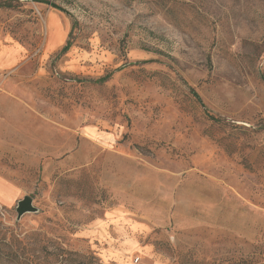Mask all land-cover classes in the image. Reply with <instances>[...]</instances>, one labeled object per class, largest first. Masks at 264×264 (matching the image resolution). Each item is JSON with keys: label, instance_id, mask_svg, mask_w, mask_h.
<instances>
[{"label": "rangeland", "instance_id": "374dc122", "mask_svg": "<svg viewBox=\"0 0 264 264\" xmlns=\"http://www.w3.org/2000/svg\"><path fill=\"white\" fill-rule=\"evenodd\" d=\"M0 65V264H264V0H0Z\"/></svg>", "mask_w": 264, "mask_h": 264}, {"label": "water", "instance_id": "95a60500", "mask_svg": "<svg viewBox=\"0 0 264 264\" xmlns=\"http://www.w3.org/2000/svg\"><path fill=\"white\" fill-rule=\"evenodd\" d=\"M36 211L37 209L33 206L32 199L27 196L18 203L17 218L21 219L25 214L35 213Z\"/></svg>", "mask_w": 264, "mask_h": 264}, {"label": "trees", "instance_id": "16d2710c", "mask_svg": "<svg viewBox=\"0 0 264 264\" xmlns=\"http://www.w3.org/2000/svg\"><path fill=\"white\" fill-rule=\"evenodd\" d=\"M4 7H5V8H11L12 5L9 3V4L4 5ZM68 49H69V45H67V46L64 48L65 51H67ZM9 244H10V243L6 244V243L4 242L3 248L6 247V246H8V250H9ZM10 248H11V247H10ZM1 250H2L1 252L3 253V255H4L5 258H6V257H9L10 254H13V256H14L19 262H20V260L23 258L22 255L18 254L17 250L14 251V252L9 251L8 253H6L7 249H1ZM4 252H5V253H4ZM25 264H29V263H25Z\"/></svg>", "mask_w": 264, "mask_h": 264}, {"label": "crops", "instance_id": "0c3cea01", "mask_svg": "<svg viewBox=\"0 0 264 264\" xmlns=\"http://www.w3.org/2000/svg\"><path fill=\"white\" fill-rule=\"evenodd\" d=\"M2 65H0V67H1Z\"/></svg>", "mask_w": 264, "mask_h": 264}]
</instances>
